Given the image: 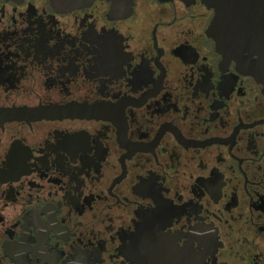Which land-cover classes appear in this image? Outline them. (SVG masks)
<instances>
[{"label": "flooded vegetation", "instance_id": "af4514ba", "mask_svg": "<svg viewBox=\"0 0 264 264\" xmlns=\"http://www.w3.org/2000/svg\"><path fill=\"white\" fill-rule=\"evenodd\" d=\"M244 15L264 43V0H0V264H264Z\"/></svg>", "mask_w": 264, "mask_h": 264}, {"label": "water", "instance_id": "95a60500", "mask_svg": "<svg viewBox=\"0 0 264 264\" xmlns=\"http://www.w3.org/2000/svg\"><path fill=\"white\" fill-rule=\"evenodd\" d=\"M49 1L54 7L58 8V9L70 10V9H73V8L86 6V5L90 4L93 0H49ZM232 7H233V5H231V8ZM229 8H230V5H229ZM245 13H246V11L244 12V14ZM248 14H250V13H248ZM231 16H232V14H231ZM243 17H245L244 22L247 24V20L248 21H250V20L245 15L244 16H240V18L237 19V20H240ZM250 24H251V21H250ZM248 25L249 24H247V26H246L247 33H248L249 37L251 38L252 42L261 43V44L264 45V43H262L260 41H257V39L260 36L262 38V34L259 33V29L258 28H249Z\"/></svg>", "mask_w": 264, "mask_h": 264}]
</instances>
